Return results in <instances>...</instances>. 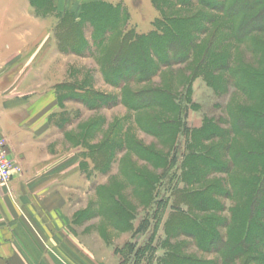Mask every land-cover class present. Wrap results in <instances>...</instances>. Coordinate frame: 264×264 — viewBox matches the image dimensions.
Returning a JSON list of instances; mask_svg holds the SVG:
<instances>
[{
    "label": "rangeland",
    "instance_id": "rangeland-1",
    "mask_svg": "<svg viewBox=\"0 0 264 264\" xmlns=\"http://www.w3.org/2000/svg\"><path fill=\"white\" fill-rule=\"evenodd\" d=\"M3 2L32 5L59 56L36 54L27 85L38 90L28 96L52 93L50 147L79 154L70 195L100 263L264 264L249 253L230 260L224 247L253 210L238 182L264 160L219 172L264 145V130L235 128L264 105V0ZM219 143L231 154L206 170L199 154ZM195 162L201 168L188 172ZM191 175L202 182L188 186ZM206 187L215 209L202 203Z\"/></svg>",
    "mask_w": 264,
    "mask_h": 264
},
{
    "label": "crops",
    "instance_id": "crops-1",
    "mask_svg": "<svg viewBox=\"0 0 264 264\" xmlns=\"http://www.w3.org/2000/svg\"><path fill=\"white\" fill-rule=\"evenodd\" d=\"M33 10L0 3V129L24 169L0 190V264H101L70 195L71 179L79 173L74 165L70 174L71 161L79 154L71 159V151L50 147L52 93L28 96L38 90L27 85L36 75V54L50 63L59 58L48 46L45 21Z\"/></svg>",
    "mask_w": 264,
    "mask_h": 264
},
{
    "label": "trees",
    "instance_id": "trees-1",
    "mask_svg": "<svg viewBox=\"0 0 264 264\" xmlns=\"http://www.w3.org/2000/svg\"><path fill=\"white\" fill-rule=\"evenodd\" d=\"M175 1H179L182 2L184 0H175ZM190 2V1H188ZM187 2V3H188ZM185 4V3H183ZM189 5V4H186ZM80 18V17H78ZM79 20V19H78ZM78 20L76 22H78ZM81 20V18H80ZM167 21V20H166ZM79 23V22H78ZM77 23V24H78ZM168 24V26H170V22H166ZM162 25V32L163 35H166L167 32V26H165L164 24ZM165 29H164V28ZM159 32V31H158ZM155 35H151L148 39L147 44H145L146 46L148 44H152V42L154 41V38L151 39L152 37H154ZM161 37L163 36H159L160 40ZM157 42V41H156ZM245 115L247 114V118H242L241 120H237L236 122V126L235 128L238 130H254V131H262L264 130V105L263 108L261 109H256L253 110L252 112H245ZM257 125L258 129H255L254 127ZM216 134H212L210 133L209 135V139H214L217 138L215 137ZM218 136V135H217ZM232 146H229L228 144L223 145L222 143L217 144V148L220 149H207V154H204L203 158L201 155L199 154L198 159H200L202 162V164H204V168L206 170H213L216 167H220L223 166L224 164H222V162L224 163V161H219L222 160L220 157H224L225 156V152L226 153H230ZM217 152V153H216ZM223 153L222 155H219V153ZM231 154V153H230ZM209 155V156H208ZM210 159L212 160V163H210ZM264 160V145H259L256 148L252 149H247L245 148L244 150H242V152L237 153L236 155H232V157L230 158V164L229 165H224L223 168L219 171L222 173H228L230 172V170H232V168L239 164V163H243V165H245L244 162L249 161V160ZM221 163V164H220ZM200 167V164H193L192 168H189L188 172H196ZM231 167V168H230ZM257 167V166H256ZM254 167L253 168V174L252 175V179H248L250 177V175L248 177L246 176H242V178L240 179V181L238 182L240 189L241 190V195H247L250 196L251 199V205H252V213L251 215L249 214V216H247V218H243L242 222L239 223L238 225V229L239 234H237L236 238L234 239V242L232 243V246H226L224 244V247L226 248L228 258L231 260H237L240 257H242L244 254H256V256L258 258H261L264 262V252L262 253V250L264 249V225H263V221H264V204H263V198H264V164H262L261 166L259 165L257 168ZM201 168V167H200ZM198 176H194L191 175L190 179H186V184L189 186L191 179H194V182H202V180L198 179ZM196 179V180H195ZM202 184V183H201ZM210 189H214L215 191H219L221 190V187H216L215 185H211ZM207 187L205 188V191L203 190L202 193L205 195L204 197H207L208 201H205V198H202V203L204 206H207V208L209 209H215V205H217L216 202L212 201V199L210 200V197H208V192H207ZM220 192V191H219ZM218 193V192H217ZM217 193H213V196L217 195ZM226 195H229L228 193ZM201 203V204H202ZM205 208V207H204ZM260 214V216L257 218V220L254 223V218L258 213ZM257 213V214H256ZM245 217V216H244ZM245 220V221H244ZM114 224V221H113ZM253 227H252V225ZM237 229V228H235ZM205 232V231H204ZM250 243H248V241H250Z\"/></svg>",
    "mask_w": 264,
    "mask_h": 264
},
{
    "label": "built area",
    "instance_id": "built-area-1",
    "mask_svg": "<svg viewBox=\"0 0 264 264\" xmlns=\"http://www.w3.org/2000/svg\"><path fill=\"white\" fill-rule=\"evenodd\" d=\"M24 169L9 148L8 141L0 129V190L9 188L12 181L22 176Z\"/></svg>",
    "mask_w": 264,
    "mask_h": 264
}]
</instances>
